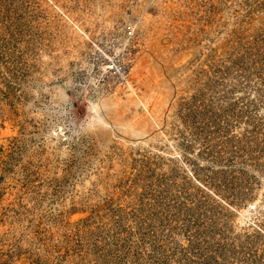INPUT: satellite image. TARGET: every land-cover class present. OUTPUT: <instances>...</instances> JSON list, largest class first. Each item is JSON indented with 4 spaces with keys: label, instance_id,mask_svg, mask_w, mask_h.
<instances>
[{
    "label": "rangeland",
    "instance_id": "obj_1",
    "mask_svg": "<svg viewBox=\"0 0 264 264\" xmlns=\"http://www.w3.org/2000/svg\"><path fill=\"white\" fill-rule=\"evenodd\" d=\"M0 264H264V0H0Z\"/></svg>",
    "mask_w": 264,
    "mask_h": 264
},
{
    "label": "built area",
    "instance_id": "obj_2",
    "mask_svg": "<svg viewBox=\"0 0 264 264\" xmlns=\"http://www.w3.org/2000/svg\"><path fill=\"white\" fill-rule=\"evenodd\" d=\"M108 62L109 64L107 68L109 69V71H111V73L116 77L119 83L125 85L128 80L127 68L122 65V63L115 60H110Z\"/></svg>",
    "mask_w": 264,
    "mask_h": 264
},
{
    "label": "bare ground",
    "instance_id": "obj_3",
    "mask_svg": "<svg viewBox=\"0 0 264 264\" xmlns=\"http://www.w3.org/2000/svg\"><path fill=\"white\" fill-rule=\"evenodd\" d=\"M127 81H128V80H127ZM126 84H127V83H126ZM126 84H125V85H126ZM129 87H130V86H129Z\"/></svg>",
    "mask_w": 264,
    "mask_h": 264
}]
</instances>
